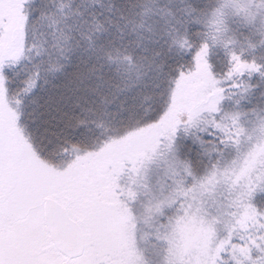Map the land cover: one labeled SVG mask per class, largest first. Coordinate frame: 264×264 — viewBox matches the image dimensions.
I'll list each match as a JSON object with an SVG mask.
<instances>
[{
	"label": "snow or ice",
	"instance_id": "obj_1",
	"mask_svg": "<svg viewBox=\"0 0 264 264\" xmlns=\"http://www.w3.org/2000/svg\"><path fill=\"white\" fill-rule=\"evenodd\" d=\"M0 264H264V0H0Z\"/></svg>",
	"mask_w": 264,
	"mask_h": 264
}]
</instances>
